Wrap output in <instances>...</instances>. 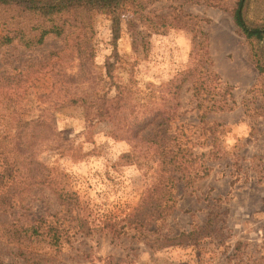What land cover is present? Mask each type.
<instances>
[{
    "label": "rangeland",
    "instance_id": "1",
    "mask_svg": "<svg viewBox=\"0 0 264 264\" xmlns=\"http://www.w3.org/2000/svg\"><path fill=\"white\" fill-rule=\"evenodd\" d=\"M208 1L216 5L142 0L152 21L140 24L126 7L116 60L104 14L66 16L64 33L39 46L14 41L0 47V84L7 75L14 83L0 88V148L11 150L12 134L23 124L29 132L34 125L28 122L43 118V127L64 139L63 149L41 150L36 157L59 188L78 197L81 207L71 213L79 210L83 222L81 228L65 223L75 234L59 253L37 240L30 259L0 237V264H264V69L257 71L250 46L233 23L235 0ZM184 14L193 18L186 25L152 28L154 16L174 20ZM244 15L249 24L264 25V0H249ZM31 23L0 10V35L4 24L28 30ZM254 48L264 56V40ZM110 61L112 78L104 70ZM207 69L217 77L207 80ZM121 88L105 114L103 98H114ZM73 98L93 101L92 106L69 104ZM202 111L214 125L210 131L199 122ZM162 113L171 120L155 133L167 130L176 137L169 140L172 146L203 154L209 176L190 188L177 182L174 209L162 228L150 231L159 226L151 222L146 237L132 231L118 238L106 231L88 233L92 226L125 223L155 182L156 146L139 138L159 120L143 132L142 122ZM214 139L217 157L209 159ZM129 152L132 162H122L121 154ZM1 163L0 188L7 180ZM22 198L0 212V223L28 225L62 209L50 187L31 188Z\"/></svg>",
    "mask_w": 264,
    "mask_h": 264
},
{
    "label": "trees",
    "instance_id": "2",
    "mask_svg": "<svg viewBox=\"0 0 264 264\" xmlns=\"http://www.w3.org/2000/svg\"><path fill=\"white\" fill-rule=\"evenodd\" d=\"M196 1L198 2V0ZM248 1L235 0L234 7L230 11L234 25L250 46L251 61L257 71L261 73L264 69V56L260 50L254 48V45L264 40V25H252L245 20L244 12ZM206 4L216 5L208 0H206ZM126 7L131 9L138 24L152 21L148 18L147 13L144 12L142 0H0V10L35 22V25L31 23L32 26L28 30L24 26L12 29L4 24L2 29L4 34L0 35V47L10 45L14 41L26 48L39 46L43 44L45 38L49 36L59 37L64 33L65 24H62V22L66 16L81 15L86 17L92 14H104L110 19L111 56L116 60V45L121 36V15ZM178 16H174V20H167L162 15L154 16L157 26L153 25L152 28L157 30L158 27L174 26L175 22L180 23V26L186 25L193 19L190 15L184 14L181 17L179 16L180 20H177L178 18L176 17ZM133 23V21L129 22L130 28L134 30L136 24ZM113 68L114 62H106L104 65L106 77L112 78ZM209 70L204 71V73H208L206 75L207 80L211 74L217 77ZM2 80L6 82L2 85L0 84V88L10 89L14 85L8 75ZM194 89L196 92V88ZM122 91L123 88L118 91L117 96L114 98H103L108 108L105 114L118 100ZM203 100H200L198 105ZM92 102L74 98L68 100L69 104H86L88 107L92 106ZM100 110L101 108L98 109L96 107L97 116H102V112H99ZM198 117L201 125L206 124L209 131L213 129L214 125L209 126L204 120L205 111H202ZM42 119L38 117L29 121V124L32 123L34 125L29 132H25L24 127L26 124H23L21 130L13 133L12 141L14 140V143L11 150L6 151V149L1 150L0 148V161L2 162L1 165H4V172L7 178L0 188V212L5 213L16 202L24 201L22 197L31 188L39 186L50 187L55 192L58 204L62 206V209L57 212L48 214L46 217H40L28 225H19L15 222L0 223V237L8 245L16 247V254L24 259H30L29 256L33 253L31 247L36 244L37 240L43 241L53 248L55 254L59 253L64 244H68L70 237L75 234V232L69 234L73 230L67 227L71 226L70 224L65 226V223L76 222L78 227L81 228L83 226L79 210L76 209L74 214L71 213L75 208L81 207L78 197L73 192H65L63 188H59L58 182L50 177L49 171L36 157V153L41 150L63 149L61 143L64 139H60V134L56 135L55 129H52L49 125L46 128L43 127L45 121ZM156 120H159V122L153 126L152 130L139 138L156 146L158 158L155 182L147 190L139 203L138 209L131 216L124 217L123 221L125 223L92 226L87 229L88 233L106 231L111 234L112 238H118L132 231V236L134 237H146V227L153 222L154 226L157 223L159 226H155V229H150V231L162 228L167 217L174 209L177 201V197L174 194L177 182L182 181L186 188H190L197 180L209 176L211 167L203 163V154L199 156L193 155L191 151L184 146H180L179 143L175 148L169 143V140H174L176 137L167 133V130L163 133H160V131L155 133L156 128L164 126L171 120V115L167 113L155 115L152 121L142 122L143 128L140 131L143 132L146 127L152 125L153 121ZM213 141L212 149L207 155L209 159L217 157L218 146L215 139ZM120 160L122 162H132L131 153L121 154ZM144 206H147L148 210L141 212Z\"/></svg>",
    "mask_w": 264,
    "mask_h": 264
}]
</instances>
